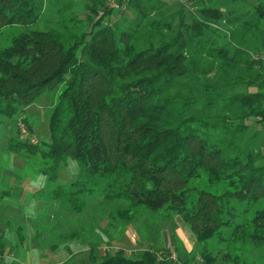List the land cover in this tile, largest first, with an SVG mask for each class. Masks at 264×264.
Instances as JSON below:
<instances>
[{"label":"trees","instance_id":"1","mask_svg":"<svg viewBox=\"0 0 264 264\" xmlns=\"http://www.w3.org/2000/svg\"><path fill=\"white\" fill-rule=\"evenodd\" d=\"M84 1L90 28L72 34L79 14L58 21L60 30H35L46 0H0V32L19 30L0 49V128L56 93L50 143L7 149L40 155L50 183L74 162L75 181L58 185L54 198L75 215L97 204L112 209L105 231L115 220L165 211L198 246L225 241V229L227 240L264 246V0H231L244 7L229 11L180 4L150 26L143 18L166 7L163 0H117L136 14L127 29L105 23L116 11L106 0ZM203 177L207 189L193 186ZM86 236L93 254L101 238ZM201 251L206 264L220 260ZM167 263L181 264L159 261L153 249L139 259L120 249L101 262Z\"/></svg>","mask_w":264,"mask_h":264},{"label":"rangeland","instance_id":"2","mask_svg":"<svg viewBox=\"0 0 264 264\" xmlns=\"http://www.w3.org/2000/svg\"><path fill=\"white\" fill-rule=\"evenodd\" d=\"M199 1L200 3H193L192 0H188L194 12L209 6L221 7L228 11L244 7L239 2L232 3L231 0ZM78 2L79 0H46L44 21L35 27V30H52L55 28L60 30V27L57 25L58 21H62L63 19L68 20L77 11H84L85 6H82V4L78 5ZM166 2V7L161 8L160 4H158L161 9L159 12L156 13L154 11L150 16L143 18V26H150L155 21L159 22V20L165 19L164 17H160L159 14L167 12V15H170L178 11L181 4V0H166ZM251 2L255 3L254 0H251ZM121 7L115 8L116 11L112 17H106L104 21L119 29H127L128 21L135 18L136 14L129 13L130 16L122 11ZM123 8L125 9V7ZM63 9L66 11H63ZM60 11L62 13L65 12L64 17L66 18L61 17ZM80 17L78 19L82 20V24H78L76 28L72 29V34H79L90 28L88 17ZM176 20V23H178V18ZM18 32L19 30L13 28L3 29L0 32V49L8 46L12 37ZM55 96L56 93H48L38 104L28 107L24 114H20L14 125L10 123L0 128V241L4 239H6L5 241L17 239L20 235L18 230L21 228L22 232H24L25 240L38 235L37 240L40 243H43V241L45 243V241L52 238L56 244L60 245L65 242L70 243L69 239L73 240V236L70 235L77 231L78 236L75 239L85 240V235H87L86 238L91 239L101 238L100 245H98L95 254H101L102 256L97 258L95 264H101L106 254L113 255L120 249L124 250L128 257L136 259L141 258L147 250L153 249L158 255V260L163 259V261L167 260L168 262L169 260L176 263L178 260L181 264H206L201 255V250L204 247L213 253V255L220 256L217 264H221V260H224L223 262L226 261L224 264H264V246L254 245L250 242L239 244L227 240L231 237V230L227 229L223 231L225 241L220 243L215 239L206 245L198 246V244H195L193 250L186 254L183 247H176L177 244L181 245L179 238L184 239L180 231L182 227L181 223L185 225L186 223L179 216H173L165 211L155 216L148 214L143 220L140 218V221L133 224L115 220L113 221L114 226L105 231L109 223L108 216L113 211L112 209L103 210L105 207L102 204H97L86 210L83 214L75 215L69 207H63L60 204V200L54 198V191L58 185L68 187L75 181L78 166L74 162L69 161L58 171L59 177L57 182H45V180L40 178L41 171L46 167L42 163L40 155L30 156L23 154V152L13 153L6 147L11 143V146L21 149L20 146L25 143V140L18 134V125L21 122L29 133L30 131L27 126L31 125L33 134L30 133V135L38 143H50L49 117L53 109L52 104L55 101ZM256 129L257 127H253L244 137H253ZM19 143L22 144L20 145ZM37 146H41L40 143ZM192 183L193 186L199 187V189H207V179L205 177L201 180L192 181ZM34 185L35 187H39L36 192L28 188ZM4 195H7V197ZM237 210L241 212L242 208L237 207ZM102 218L104 219L101 220ZM93 225H97V227L91 232ZM186 227L190 232L188 225ZM94 233L95 236L93 235ZM10 243L8 242V246ZM9 247L11 249L12 246ZM16 248L17 246L14 249ZM80 255L81 253L78 254V256ZM224 256H227V258L223 259ZM82 257L84 260H87L88 252ZM79 258L77 262L81 264ZM88 261H85V263ZM234 261H237V263H234ZM0 264H10V261L0 259Z\"/></svg>","mask_w":264,"mask_h":264},{"label":"crops","instance_id":"3","mask_svg":"<svg viewBox=\"0 0 264 264\" xmlns=\"http://www.w3.org/2000/svg\"><path fill=\"white\" fill-rule=\"evenodd\" d=\"M107 1V0H106ZM163 2H166V0ZM107 3L110 5V3L107 1ZM82 4V6H85L84 11H77L75 14H79L80 16H85L86 14V2L84 0H79L78 5ZM182 5L190 6L188 3V0L182 1ZM193 4V3H192ZM191 4V5H192ZM194 11V9H193ZM82 14V15H81ZM28 118V117H27ZM40 178L42 180L47 181V179L41 174ZM39 178V179H40ZM36 185V184H35ZM28 187L29 190L36 192L38 191V186L35 187ZM43 188V187H40ZM9 194V193H8ZM7 194V195H8ZM7 195H4L7 197ZM181 233L184 236L183 238H179L181 245L177 244V248L180 246L183 247L184 252L186 251V254L190 253L191 250L195 247L196 239L193 236L192 232L190 233L188 231V228L184 223H181ZM21 230V228H19ZM19 237L17 239H9L5 241L6 239L0 241V247H2L1 253H0V259L1 260H9L10 264H79L77 262L78 258L81 261V264H93L97 261V258L102 256L95 254V250L92 254L90 250V246L88 244V241L82 240V239H69V242H65L64 244H56L52 238L48 239L47 241H43V243H40L38 241V235L34 236L32 238H29L27 240L24 239V232L22 230L19 233ZM182 239V240H181ZM8 242H11L9 246H12L11 249L8 246ZM70 245V247H68ZM15 246H17L16 249ZM79 246V247H78ZM79 250H78V249ZM14 249V250H13ZM88 252V259L84 260L83 255ZM81 253L80 256L78 254ZM180 256V255H179ZM89 260V261H88ZM85 261H88L85 263ZM92 262V263H91Z\"/></svg>","mask_w":264,"mask_h":264},{"label":"built area","instance_id":"4","mask_svg":"<svg viewBox=\"0 0 264 264\" xmlns=\"http://www.w3.org/2000/svg\"><path fill=\"white\" fill-rule=\"evenodd\" d=\"M107 1L110 3V8L115 9L119 7L117 0H107ZM255 59H259V57L256 56ZM18 127H19V135L22 139L25 140V142H28L32 145L38 144L37 140H35V138H33L30 135V133L26 130V127L22 122L18 125ZM173 259L176 260L175 257H173ZM159 261H163V259L162 260L160 259Z\"/></svg>","mask_w":264,"mask_h":264}]
</instances>
